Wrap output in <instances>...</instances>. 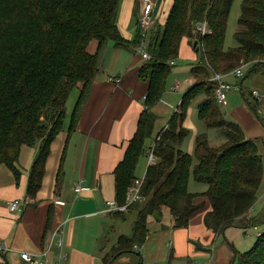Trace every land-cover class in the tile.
Returning <instances> with one entry per match:
<instances>
[{
	"label": "trees",
	"instance_id": "obj_1",
	"mask_svg": "<svg viewBox=\"0 0 264 264\" xmlns=\"http://www.w3.org/2000/svg\"><path fill=\"white\" fill-rule=\"evenodd\" d=\"M235 1L174 0L165 25L149 35L151 58L143 60L138 71L139 80L148 84L144 110L124 158L113 172L118 205L126 204L131 187L139 179L135 170L155 145L156 161L145 171L144 201L127 210L136 212L133 234L118 239L104 258L105 264H117L124 254L142 260L140 249L151 235L148 228L151 217L162 224L166 209L173 217V229L189 228L193 215L202 207L197 203L199 197L211 205L204 225L216 235H223L231 227L248 230L264 223L262 213L253 214L264 179L261 155L264 140L247 139L242 126L225 119L216 97V83L211 80L214 75L229 74L242 64H252L249 77L264 74V0H241L240 30L234 35L237 46L225 49L228 20ZM121 2L0 0V167H8L17 184L20 183L23 148L39 146L29 172L30 199L37 198L43 186L52 145L64 132L67 104L73 91L79 89L80 95L71 115L66 147L77 131L93 84L102 74L100 59L107 44L136 49L141 42L140 20L134 41L123 37L118 26ZM205 21L209 33L204 36L195 33V26ZM184 39L198 43L199 59L190 65L195 84L157 133L160 141L156 139L149 147L147 142L154 136L158 120L153 109L162 99L166 80L175 66L172 62L176 64L179 59ZM94 43L96 48L92 52ZM239 84L250 102L242 88L243 80ZM201 97L197 107L200 120L206 127L219 129L226 143L215 148L207 135L201 134L196 137L194 153L190 155L182 149L183 141L190 136L184 124L192 103ZM258 105L256 100L250 103L256 113ZM65 155L66 148L57 174L58 190L64 178ZM192 173L196 182L208 186L207 191L190 192ZM127 211L114 216L123 218ZM52 214L51 209L46 233ZM232 248L236 255L232 264H264V231L258 233L254 247L248 252L240 254Z\"/></svg>",
	"mask_w": 264,
	"mask_h": 264
},
{
	"label": "crops",
	"instance_id": "obj_2",
	"mask_svg": "<svg viewBox=\"0 0 264 264\" xmlns=\"http://www.w3.org/2000/svg\"><path fill=\"white\" fill-rule=\"evenodd\" d=\"M143 1L145 0H138V4H136V0H122L121 2L118 26L125 40L129 42L134 41L136 37ZM149 1L153 5L151 35L157 31L158 27L165 25L174 0ZM124 50L131 49L107 46L102 52L100 59L102 74L93 84L77 131L70 138L68 147H66L71 115L80 93L78 89H75L76 91L74 90L71 94L70 98L77 92L72 107L69 111L67 109L64 132L52 145L45 179L37 198L30 199L28 197L27 186L29 172L38 148L32 149L25 157H23V148L19 161L22 178L18 184L8 167L4 165L0 167V246H5L8 249V252L0 253V264H26L22 260L20 252L41 254L48 250L50 251L47 258L48 264H105L104 258L111 250L108 245L110 242L108 232L111 224L125 219L126 216L124 214L123 218H117L114 214L107 212L108 202L115 201L116 196L113 172L123 160L129 143L137 132L138 120L144 110V98L148 90V84L141 82L138 76V71L145 61L136 54L123 72V66L126 64ZM134 51L137 53L136 49ZM198 59L199 49L195 48L190 40L184 39L180 47L178 61L191 65ZM113 65H117V69H112ZM110 77L122 78L121 84L117 86L108 83L107 79ZM226 80L233 84L240 82L237 79L234 81L232 77H227ZM175 83L177 85L173 87V91L177 94L178 101L180 99L182 101V96L192 88L195 80L189 73L183 81L177 80ZM257 85L264 89L262 84L257 83ZM242 88L244 89V85ZM238 90L243 96L242 90ZM236 91L228 94L227 104L222 107H230L229 95ZM244 99L246 101L245 97ZM253 99L259 103L258 112L263 111L264 98L253 96ZM247 103L250 106V102ZM233 104L236 106L233 108L231 106L230 114L237 116L233 118L243 127L246 138L249 140L264 138V130L253 114L251 115V112L248 111L246 105H237L235 102ZM251 109L253 108L251 107ZM153 110L157 113L158 106ZM253 111L255 110L253 109ZM197 123L192 119L190 122L187 120L184 127L188 125L194 129L196 136L203 130L200 123L198 125ZM152 139H150L152 144H149V147L155 144L157 135ZM184 143L183 141L182 147ZM65 148L64 178L61 188L58 190L56 188L57 174ZM193 149L194 142L192 140L189 148L190 155ZM79 183H82L85 191L77 193L74 189ZM263 198L261 195L258 201H263ZM17 200H20L21 207L13 213L9 204ZM197 203L202 207L195 212L187 229H173V217L170 213L164 212L162 224L151 217L148 226L149 232H151V225L154 224L155 231L163 230L170 233L169 246L172 250L173 262L171 261L169 264H232L236 256L232 246L240 254L248 252L254 247L259 232L255 238L246 239L245 235L249 229L231 227L220 236L212 230H207L204 219L205 215L210 212L211 205L202 197L197 199ZM51 209L53 211L52 223L46 233L47 219ZM127 213L129 212L127 211ZM167 217L169 218L166 219ZM149 239L151 240L150 237ZM148 256L149 252L145 248L142 260L139 257L140 264H143Z\"/></svg>",
	"mask_w": 264,
	"mask_h": 264
},
{
	"label": "rangeland",
	"instance_id": "obj_3",
	"mask_svg": "<svg viewBox=\"0 0 264 264\" xmlns=\"http://www.w3.org/2000/svg\"><path fill=\"white\" fill-rule=\"evenodd\" d=\"M240 15H241V0H236L233 4V9L231 11V14H230V17L228 20L229 23H228L226 36H225L226 37L225 49L235 48V46H237V42H236L234 35L236 32H238L240 30V26H239V22H238ZM152 27H153V25H152ZM152 27H151V30H152ZM151 30H150V32H151ZM149 35H150V33H149ZM149 35H148V38H149ZM107 46L108 47H111V46L114 47V43L110 42L107 44ZM107 46H106V48H107ZM95 48H96V43H94L92 45L91 51L94 52ZM134 50L135 49H133V48H131V50H129V51L124 50L125 51L124 54L126 55V57L124 58L126 60V64L123 66V69H122L123 72L125 71V68L129 65V61L132 59V57L134 55L138 54ZM178 60L176 61V65L174 66L172 73L170 74V76L166 80V88H165L164 93L162 94L161 101L157 105L158 106L157 113L154 112V110H153V112L157 115L158 120L156 121V124H155L156 131H155L154 136L152 138H155V136L162 129V127L169 122V120H170L169 118H171V116H173L175 114V112L177 111V109L181 103V99H180V101H178L177 94L174 93V91H173V87L175 85H177L175 82H177V80L183 81L187 77V75H189V73H191L190 65L187 62L178 61ZM119 64H121V63H119ZM120 66H118V67H120ZM241 66H246L244 71H243L244 76L239 81L243 80L244 92H245V96L247 97V99H249L250 103H254L253 97L250 96L254 90H257L259 92V95L261 96V98H264V89L260 88L257 85V83H259V84H262L264 86V74H257V75H252L251 77H249L248 75L250 73V70L253 67L252 64H249V65L248 64H242ZM111 68L117 69V65H113ZM233 80L235 81L234 78H233ZM78 92L80 93L79 89H78ZM76 93L69 100V103L67 106L68 111L70 110V108L72 107V105L74 103V98H75ZM229 96H230L229 97L230 107H228V108L222 107L221 108V110L225 114V119L228 122H232V123H236V124L238 122V121L234 120V118H233V117H237V116L236 115L231 116V114H230L231 106H232V108L236 106V104H233V102H235V103H237V105L238 104L239 105H246L248 111L251 112V115L253 114V116L257 120L258 124L264 130V121H262L264 119V109L261 112L257 111V113L255 111H253V109H251V107L248 106V103H247L248 101L246 102L244 97L241 96V92L239 90H237L235 93L230 94ZM202 99L203 98H199L192 103V106L190 108L191 112L189 111L191 113L190 118L188 117L187 120L190 122L192 119V121L194 120L196 123L200 121L199 123H200V126H202L203 130H202V133H199L197 135H201V134L207 135L208 140L211 142V145L215 148H219V147L223 146L224 143H226V138L222 135V133L219 129L206 127L205 124L200 120L197 107H198L199 103L202 102ZM166 101L170 106L166 105L167 104ZM177 102H178V104H177ZM192 109H194L193 110V112L195 111L194 113L192 112ZM192 114H193V116H192ZM199 123H197V125ZM186 127L190 131V136L184 141L185 143H184L182 149L185 152L189 153L190 152L189 148H190V144H191L192 140L194 142V148H195V143H196L195 139H196L197 135L195 136L194 129H191L188 125ZM261 139L264 140V138H261ZM150 142H151V140L149 139V141L147 142L148 146H149V144H152ZM37 147H39V146L36 145L35 147L24 148L23 157H25L29 152H31L32 149H35ZM193 153H194V149H193V152L191 155H193ZM261 155H263V157H264V147H261ZM196 163H197V160L194 159V164H196ZM149 164H150V158H148V156L142 157V159L140 160V162H139V164L135 170V173L139 179H142L145 176V174H146L145 171H146V168ZM189 190L191 193H194V194L195 193H203V192L208 190V186L196 182L194 179L193 173H192L191 178H190V182H189ZM261 195H262V197H264V179L262 182V187H261L260 192L258 194V198ZM262 208H264V198H263V201H258L255 204L254 214L260 216L264 210ZM164 212L165 213L167 212V214L169 213V211L167 209L164 210ZM125 215H126L125 219H122L121 221H118L114 224H111L112 226L108 232L109 233L108 239L110 241L108 245L110 248L117 243L118 238L122 237V235L132 236V234H133L132 233L133 227H134V224L137 220L136 212H134L132 210L131 212H129L127 214L125 213ZM168 218L169 217H167L166 219H168ZM154 227H156V226L154 224H152L151 225L152 235H150L151 240L148 239V241L140 249V252L142 253L143 256L145 255V248H147V250L149 252L148 259L145 260V262H143V261L142 262H143V264H169L173 260L172 259V250H170V246H169L170 245V241H169L170 240V237H169L170 233H169V231L165 232L163 230H159V231L156 230L155 231ZM263 231H264V223L259 224L255 229L254 228L249 229L248 233L245 235V238L246 239L255 238V236L257 235L258 232H263ZM118 263L119 264H139L140 262H139L138 256H135L133 254H124L122 257H120L117 260V264ZM173 264H176V263H173ZM177 264H179V263H177Z\"/></svg>",
	"mask_w": 264,
	"mask_h": 264
},
{
	"label": "built area",
	"instance_id": "obj_4",
	"mask_svg": "<svg viewBox=\"0 0 264 264\" xmlns=\"http://www.w3.org/2000/svg\"><path fill=\"white\" fill-rule=\"evenodd\" d=\"M153 5L149 0L143 1V6H142V14L140 17V25L142 28V36H141V42L137 47V52L139 55L142 56L143 60L147 61L151 58V55L148 53V48H149V41L148 35L150 33L152 23H153ZM195 33L200 34V35H205L209 33V24L205 21L203 24H198L194 28ZM172 65H175V62H172ZM246 66H241L237 68L235 71L229 73V74H216L212 77V82L216 83V97L219 101V104L222 106H226L227 100H228V94L236 91L238 89H241V86L239 82L236 84H233L231 82H228L226 80L227 77H232L234 79H237V81L241 80L244 76V69ZM107 82L113 85H120L122 82V78H113L110 77L107 79ZM253 96H256L257 98H260L259 93L257 91L252 92ZM160 137L157 139V142L160 141ZM156 147L153 146L152 150L149 153V158H150V164L154 163L156 161V158L154 156V148ZM145 181V176L142 179H137L135 181V184L131 187L128 196L126 198V204L125 205H118L115 201H109V208L107 210L108 213L110 214H118L121 212H126L132 205L136 203H142L144 201V196L142 194L143 190V184ZM75 192L80 193L85 191V189L82 187V183L77 184L75 187ZM20 200L13 201L9 204L11 212L15 213L20 209ZM253 210V209H252ZM260 235V234H259ZM8 252L7 247L0 246V253L4 254ZM49 250L44 251L41 254H32L29 252H20V256L22 260L26 264H48V255H49Z\"/></svg>",
	"mask_w": 264,
	"mask_h": 264
},
{
	"label": "water",
	"instance_id": "obj_5",
	"mask_svg": "<svg viewBox=\"0 0 264 264\" xmlns=\"http://www.w3.org/2000/svg\"><path fill=\"white\" fill-rule=\"evenodd\" d=\"M197 46H198V43H195V44H194V47L197 48ZM262 217H264V210H263V212H262Z\"/></svg>",
	"mask_w": 264,
	"mask_h": 264
},
{
	"label": "bare ground",
	"instance_id": "obj_6",
	"mask_svg": "<svg viewBox=\"0 0 264 264\" xmlns=\"http://www.w3.org/2000/svg\"><path fill=\"white\" fill-rule=\"evenodd\" d=\"M150 43V42H149Z\"/></svg>",
	"mask_w": 264,
	"mask_h": 264
}]
</instances>
